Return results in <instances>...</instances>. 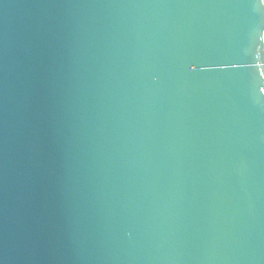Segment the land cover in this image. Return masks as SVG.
<instances>
[{
  "label": "water",
  "instance_id": "1",
  "mask_svg": "<svg viewBox=\"0 0 264 264\" xmlns=\"http://www.w3.org/2000/svg\"><path fill=\"white\" fill-rule=\"evenodd\" d=\"M0 264H264V0H0Z\"/></svg>",
  "mask_w": 264,
  "mask_h": 264
}]
</instances>
